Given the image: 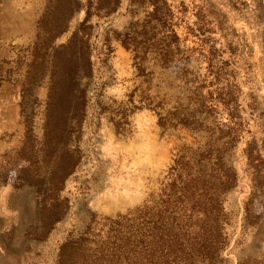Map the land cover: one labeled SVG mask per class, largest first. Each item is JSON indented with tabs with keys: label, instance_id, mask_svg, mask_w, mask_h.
<instances>
[{
	"label": "rangeland",
	"instance_id": "374dc122",
	"mask_svg": "<svg viewBox=\"0 0 264 264\" xmlns=\"http://www.w3.org/2000/svg\"><path fill=\"white\" fill-rule=\"evenodd\" d=\"M78 1L48 46L39 21L66 17V0H0V264H56L69 235L84 237L86 255L66 263L95 264L110 220L150 203L179 148L232 127L238 180L223 195L216 261L264 264V178L250 180L242 151L250 142L264 169V0H104L87 28L92 74L75 69L68 81L78 54H51L83 19ZM66 172L67 213L36 239V189L47 195Z\"/></svg>",
	"mask_w": 264,
	"mask_h": 264
},
{
	"label": "trees",
	"instance_id": "16d2710c",
	"mask_svg": "<svg viewBox=\"0 0 264 264\" xmlns=\"http://www.w3.org/2000/svg\"><path fill=\"white\" fill-rule=\"evenodd\" d=\"M66 1V17L57 16L52 22L44 18L39 21L40 26L45 27L43 43L46 42L48 46L67 29L69 16L79 6L78 0ZM106 4L104 0H85V15L70 32L67 42L52 47L53 59L60 53L69 57L78 54L76 57L81 64L67 69L68 81L75 69L86 76L92 74L88 22L91 10L99 12L106 8ZM60 7L57 3L54 9L59 10ZM114 9L113 6L109 7L110 12ZM151 16L164 19L156 5H153ZM121 42L127 46L124 40ZM36 50L38 44L35 54ZM59 74V68L52 60L49 100L52 99V92L55 94L59 87ZM68 90L73 93L72 88ZM79 97L82 103L84 93ZM199 100L204 103L203 98ZM216 133V137L213 133L209 134L201 147L183 145L179 148L171 165H168L166 180L161 182L150 203L138 206L134 213L123 215L121 220H110L108 238L95 243V246L98 244L93 250L98 259L95 264L101 261L107 264H217L216 254L226 243L222 231L227 220L223 195L235 187L238 180V171L226 158V153L239 135L233 127L226 131L217 129ZM242 151L250 180L255 181L260 174L264 178V169L256 167L257 157L254 156L252 144L246 143ZM67 174L49 181L47 195L36 189L38 222L32 227V235L36 239L46 238L67 213L68 199L60 194ZM83 244V236L69 235L59 246L56 264H67L71 253L85 256L86 253L81 250Z\"/></svg>",
	"mask_w": 264,
	"mask_h": 264
}]
</instances>
